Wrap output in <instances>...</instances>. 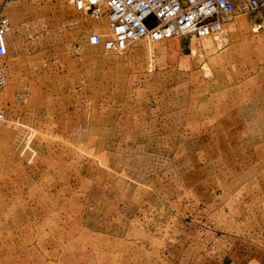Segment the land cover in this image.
<instances>
[{
    "label": "crops",
    "instance_id": "obj_1",
    "mask_svg": "<svg viewBox=\"0 0 264 264\" xmlns=\"http://www.w3.org/2000/svg\"><path fill=\"white\" fill-rule=\"evenodd\" d=\"M18 9L16 23L10 6L3 9L11 22L4 57L7 65L14 66L25 65L26 56L17 33L23 23ZM263 13L264 8L245 13L252 16L239 30L248 41L236 61L231 49L218 51L219 44L212 40L224 30L229 36L237 33L241 19L230 21L233 14L219 33L204 36L202 45L184 53V65L180 60L177 65V91L154 95L152 106L147 97L141 99L125 115L116 111L111 128L117 134L106 143L116 153L69 140V145L82 149L80 155L62 159L75 162L69 167V178L75 179L69 183V192L96 189L99 194L117 196L116 208L134 204L127 221H69L62 249H58L57 221H0V264H43L42 259L44 264H264V248L256 253L226 249L235 240L250 243L248 235L216 229L209 234L214 249L206 259L193 245L201 243V238L188 230L187 221L154 219L159 208L169 206L170 199L162 195L167 187L173 194H208L215 210L264 211V109L251 107L264 82ZM36 27L41 29V22ZM251 39L258 41L252 50ZM226 41L227 37L221 38V47ZM191 58L194 65H186ZM20 95L21 101L25 94ZM10 102L15 110L10 117L7 111L6 121L19 122L27 108L15 97ZM57 163L56 154H0L2 193L4 187L10 192L12 186L21 199L15 201L7 192L1 197L0 210L42 209L41 195L58 193ZM46 175L49 182L43 181ZM150 195L156 196V205L148 199ZM209 222L217 228V221ZM76 253L81 260L70 258ZM59 256L67 258L59 260Z\"/></svg>",
    "mask_w": 264,
    "mask_h": 264
},
{
    "label": "rangeland",
    "instance_id": "obj_2",
    "mask_svg": "<svg viewBox=\"0 0 264 264\" xmlns=\"http://www.w3.org/2000/svg\"><path fill=\"white\" fill-rule=\"evenodd\" d=\"M9 6L13 11V23L17 21V11L20 8L27 34L22 35L25 36L23 46L26 56L25 65L22 66L7 65L6 58H2L7 83L0 87V105L9 112V117L12 116L15 109L10 100L15 97L16 101L27 108V112L19 122L9 119L0 123V154H56L59 173L58 193L42 194V209L0 210V221H32L34 218L57 221L58 249H62L66 245L65 227L69 232V221H127L129 214L135 209V205L129 202L122 208H116L115 205L119 202L117 196L99 194L96 189L84 194L81 188L74 190V193L69 192V183L75 180L69 178V167L75 162H65L62 159L82 152L80 146L69 145V140L85 141L98 148H107L110 154L116 153L114 148H109L106 144L108 139H114L117 134L111 128L115 112L125 115L146 97L147 103L152 106L154 95L177 91L179 60L183 62L184 53L190 47L202 45L206 39L187 35L161 41L141 38L130 43L121 52L105 51L100 45L88 44L85 37L91 31H105L106 22L76 11L67 0H9L6 7ZM250 16L252 15L242 12L234 14L230 21L235 17L241 19L236 24L237 33L229 36L224 30L222 35L212 39L216 45L219 44L218 51L224 47H227L228 52L231 49L234 61L235 56L240 57L241 48L248 41L241 36L239 29L242 25H248ZM36 21L41 22V32L38 27L36 30L33 28ZM222 36L227 37V44L223 47ZM257 42L250 40L251 50ZM261 42H264V38H261ZM74 43L79 45V49L71 48ZM186 65H194V60L191 58ZM262 72L264 81V65ZM78 85L82 87L78 88ZM20 94H25L24 101L19 100ZM100 100L103 101L101 106ZM251 107L264 109V82L259 94L252 99ZM102 110L107 111L103 114L98 112ZM71 159L74 161L76 158ZM1 180L0 178V200L9 192L4 187L5 193H2ZM49 180V175L43 179L46 182ZM107 180L120 182L114 178ZM97 181L101 183V178ZM170 189L164 188L165 193L162 194L170 199L169 206L159 208L154 219L187 221L185 226L188 230L201 238V243L196 241L193 245L202 251L206 259L209 258L208 251L214 249L213 242L209 241V234L216 229L250 236V243L235 240L227 243L229 247L226 249H249L255 252L264 248V221H261L260 215L264 216L263 210L251 213L245 210H215L211 208L208 194H173ZM9 195L15 201H21L17 199V190L12 186ZM125 196L123 199L127 201ZM148 199L155 205L158 203L155 195H150ZM209 221H217V228L216 224L211 228ZM71 257L74 260L82 259L81 254L77 253ZM66 258L59 256V260ZM42 261L44 264L45 259ZM202 261L204 262L203 258Z\"/></svg>",
    "mask_w": 264,
    "mask_h": 264
},
{
    "label": "built area",
    "instance_id": "obj_3",
    "mask_svg": "<svg viewBox=\"0 0 264 264\" xmlns=\"http://www.w3.org/2000/svg\"><path fill=\"white\" fill-rule=\"evenodd\" d=\"M9 0H0V87L7 83L2 58L8 53L9 17L3 13ZM73 8L93 19H105L106 30L91 31L86 42L105 51L121 52L141 38L160 41L180 35L204 37L223 29L226 19L236 13L264 8V0H67ZM72 49H79L72 44ZM62 65V64H60ZM82 86L78 85V88ZM135 96V94H134ZM25 100V97H22ZM100 106L103 101H99ZM7 113L0 106V123Z\"/></svg>",
    "mask_w": 264,
    "mask_h": 264
},
{
    "label": "flooded vegetation",
    "instance_id": "obj_4",
    "mask_svg": "<svg viewBox=\"0 0 264 264\" xmlns=\"http://www.w3.org/2000/svg\"><path fill=\"white\" fill-rule=\"evenodd\" d=\"M10 20V19H9ZM11 23V22H10ZM39 21H36V23L33 25V28L36 30V25L38 24L39 25ZM25 23H22L21 26L19 27V29H17V33H19V40L24 44V37L27 35L26 32H25ZM40 32H41V29H40ZM25 35L24 37H22V35ZM29 37H31V34H28Z\"/></svg>",
    "mask_w": 264,
    "mask_h": 264
}]
</instances>
